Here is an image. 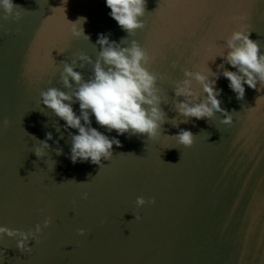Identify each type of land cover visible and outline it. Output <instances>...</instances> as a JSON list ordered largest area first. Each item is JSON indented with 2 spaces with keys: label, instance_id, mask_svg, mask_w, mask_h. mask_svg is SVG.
I'll list each match as a JSON object with an SVG mask.
<instances>
[{
  "label": "water",
  "instance_id": "95a60500",
  "mask_svg": "<svg viewBox=\"0 0 264 264\" xmlns=\"http://www.w3.org/2000/svg\"><path fill=\"white\" fill-rule=\"evenodd\" d=\"M13 2L25 9L14 10L19 20H4L0 9V226L27 232L45 218L51 223L39 243L29 240V253L16 248L18 238L0 237V264H264V89L244 85L237 100L218 67L236 71L222 59L233 31H249L264 52V0H147L145 27L130 36L105 0ZM78 17L86 19L76 30L89 40L72 35ZM109 33L110 41L126 39L127 47L135 40L154 57L149 71L158 74L167 121L149 140L107 132L90 117L122 147L113 145L100 168L73 164L68 136L76 130L64 129L40 93L68 91L59 83L61 62L81 53L94 62L98 35ZM91 67L74 70L87 79ZM183 70L217 75L231 125L220 113L182 123L188 118L174 110L182 98L174 97L173 82L184 79ZM192 90L203 99L194 80ZM72 107L79 115L78 103ZM180 129L195 135L191 147L177 143ZM47 132L50 149L37 158L32 151ZM137 197L155 203L138 207Z\"/></svg>",
  "mask_w": 264,
  "mask_h": 264
},
{
  "label": "clouds",
  "instance_id": "9594fccd",
  "mask_svg": "<svg viewBox=\"0 0 264 264\" xmlns=\"http://www.w3.org/2000/svg\"><path fill=\"white\" fill-rule=\"evenodd\" d=\"M105 2L110 9L109 16L128 36L145 27L141 18L145 16L147 0H105ZM0 9L4 12V20H8L9 17L19 20L20 12L14 10L23 8L14 4L13 0H0ZM85 19L78 17L75 22H70L73 26V37L82 36L86 40L90 39L85 35L82 27L76 30L77 24L81 25ZM249 34V31H233L225 40L228 51L222 59L236 71L225 69L223 64L218 66L222 69L221 74L228 81V87L237 100L244 99V85L257 92L264 89V52L256 41L249 38ZM109 35L110 33L98 35L95 45L99 47V53L94 62L82 53L77 57L81 61L79 64L77 59H72L71 63L61 62L63 70L59 76V83L68 91L49 87L40 93L41 104L51 110L59 120L64 121V129L76 130V134L69 132L68 136L71 143L69 158L73 164L90 162L100 168L103 164L102 158L109 160L112 157L113 145L122 147L118 139L115 137L110 139L92 127L90 117H94L97 125L107 132L114 130L117 135L127 133L129 137L146 136L149 140L155 139L160 134L162 125L167 121L165 119L167 114L161 107L163 101L159 95L160 89L157 87L158 74L149 71V65L154 61V57L135 40L131 41L130 46L122 47L126 39H121L120 43H117L110 41ZM86 65L92 66L91 74L87 79L82 71L74 70V68L83 70ZM212 73L214 78L209 80L199 71L183 70L184 79L173 82L174 97L182 98L175 99L174 110L178 115L188 118L182 123H187L192 118L208 120L214 113H220L223 117L222 124H232V113L222 108L218 99L221 91L215 87L218 77L214 72ZM159 79L163 80L164 77L160 76ZM193 80L202 87L205 94L203 99L192 90ZM258 82L259 88H257ZM76 103L79 105V115L72 107ZM8 124L9 121L5 119L4 127ZM172 126L178 127L176 124ZM55 127L56 131L60 132V127ZM173 136L178 144L191 147L195 135L189 130L180 129ZM34 138L37 140L36 137ZM61 138H63L62 134ZM49 140H52L51 132L45 133L44 140H38L39 146L32 151L37 158L42 157L44 149H50L47 142ZM56 154H62V149L57 147ZM83 198L87 199V193L83 194ZM135 203L139 207L145 203L153 204L155 201L153 199L145 201L143 197H137ZM134 219L139 220L140 217L134 216ZM50 223V218H45L42 226L38 223L34 229L27 232L0 226V237L18 238L16 248L21 254L29 253L31 252L28 246L29 240L39 243L42 227L47 228ZM77 232L78 235L85 234L84 229H78Z\"/></svg>",
  "mask_w": 264,
  "mask_h": 264
}]
</instances>
